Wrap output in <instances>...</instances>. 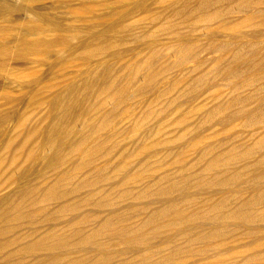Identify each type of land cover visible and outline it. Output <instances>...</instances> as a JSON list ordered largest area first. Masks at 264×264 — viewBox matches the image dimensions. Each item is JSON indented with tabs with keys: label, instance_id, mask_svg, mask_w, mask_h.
Returning a JSON list of instances; mask_svg holds the SVG:
<instances>
[{
	"label": "bare ground",
	"instance_id": "bare-ground-1",
	"mask_svg": "<svg viewBox=\"0 0 264 264\" xmlns=\"http://www.w3.org/2000/svg\"><path fill=\"white\" fill-rule=\"evenodd\" d=\"M149 1H136L128 8L104 1L98 6L108 12L96 19L111 20L112 30L136 27L150 12ZM189 1L182 0L183 7L174 14L190 21L193 31L229 28L235 32L258 17L264 23V0H239L226 10H211L207 0H198L187 10ZM8 11L18 13L21 8L0 4V12ZM84 11L93 14L94 9ZM230 13L243 18H226ZM32 15L18 30L19 36L11 26L0 27V40L16 45L2 46L0 56L24 61L33 55L46 61L59 45L63 47L59 64L69 66L79 60L86 70L80 71L79 82L65 83L51 94L47 116L28 133L26 129L21 142L15 144L13 136L6 141V150L12 153L0 160L2 264H27V254L33 256L28 264H264V146L256 141L237 146L223 139L205 144L207 137L220 135L216 131L206 136L205 129L214 125L216 114L231 109L232 102L209 109L206 103H196L199 92L192 87L185 100L176 95L161 104L178 84L162 89L165 72L170 66L182 68L198 60L202 50L178 39L182 57L170 65L154 40L147 55L139 53L128 62L125 51L108 54L125 42L123 38L88 32L73 45L70 30L61 23ZM159 27L171 31L170 25ZM149 36L143 33L136 40ZM28 37L35 38L27 42ZM212 49L232 52L237 63L244 61L238 46ZM111 59L123 63L117 67ZM248 67L254 70L244 76L241 90L264 80L260 65L249 61ZM238 72L237 65L228 66V75L236 77ZM248 113L245 108L237 111L245 118L243 125L257 132L264 125V109ZM239 119L221 121L222 132ZM149 121L155 125L148 126ZM27 143L34 144L29 151ZM193 148L197 149L191 152ZM36 162L40 164L35 170ZM14 172L35 175L45 185L22 187ZM4 186L13 190L5 193ZM25 224L34 229L18 234ZM29 236L33 238L27 245L22 241Z\"/></svg>",
	"mask_w": 264,
	"mask_h": 264
},
{
	"label": "rangeland",
	"instance_id": "rangeland-1",
	"mask_svg": "<svg viewBox=\"0 0 264 264\" xmlns=\"http://www.w3.org/2000/svg\"><path fill=\"white\" fill-rule=\"evenodd\" d=\"M104 1H109V2L116 1L115 3L125 4L127 5V7L126 6L123 7L128 8L129 5H131L130 7H132L133 3L141 0H131V1L130 0H125V1L122 0H0V4L7 3L10 6L13 7L17 6L21 8V11L18 13L8 11L7 14H3L2 12H0V27L7 29H11L13 27L11 30H16L15 36H19L20 32L23 30L22 24L26 21L28 22L29 20H31L33 16L32 14L34 15L38 14L40 16H44L46 19L57 21L61 23L63 28H66L67 30L69 29L70 31L67 32V34H69L72 37L71 44L73 45L80 39V37L84 38L85 36H87L86 34L88 32L92 34L106 33L109 37L115 36V37L123 38L125 42L120 47L109 50L108 54L110 56H114L115 54L114 52L116 51H123V52L125 51L127 52L128 56L125 58L124 61H128V62L129 61L133 62L130 59L134 58L135 60L138 57L139 53L141 54L143 53V56L147 55L148 51H150L151 49V45L153 44V41L155 40L157 47L160 48V50L163 48L161 54L163 56H166L165 60L167 61V63L172 65L182 57V54H180L179 52L181 46L177 41L178 39L186 41L192 45L194 44V47L200 48V51L202 50L201 52L202 54H200L201 55L200 58H198V60L195 59L192 61H188V64L186 62L182 68H176L170 66L171 68H169L165 72V76H166L165 81L161 83L160 87L162 89L163 87H169L172 84H174L176 81H178V84L172 91L170 92L168 91L161 104L166 102L169 99V97H173L176 95L177 96L181 95V99L185 100L186 96L184 94H186L187 90H189L192 87L193 89L197 90L196 92H199V95L197 97L198 101L196 99L197 101L196 103H200V102L206 103V106L209 109L210 108L212 109L214 107L217 108V106L219 105L220 107H222L227 102H232L233 106L231 107V109L226 110V112L222 111L218 113V116L217 114L215 115L216 117L214 119V125H213L216 126L214 127L215 129L213 128V126L209 127L208 129H205L206 131L204 132V134L206 136H209L216 131L220 132L219 133L220 135L218 137H209V138L207 137V141L205 144H209V145L215 144L218 139L220 140L223 139V141L224 140L225 142L228 141L231 144L237 146L252 144V142L254 144H256V142L261 143V145L264 146V125H261L260 128L257 130V132H253L252 128L245 127L243 125V121L245 120V118L237 114V111L241 108L243 109L245 108L247 113L253 112L258 108L264 109V102H263L264 92H262L264 91L263 90L264 80L253 86L247 88L244 87L242 90H241L242 86L238 87L239 84L242 82V80L245 77H247L250 74V72L254 70L248 67L249 61L250 62L254 61V63L260 65V67L264 70V64H263L264 63V49H263L264 23L262 22L263 20L262 17L256 18L253 21V23L247 26H243L239 31L234 32L229 28H223V29L214 28L211 29V31L208 30L200 33L197 31H193L191 29L190 21L186 22V18L183 15L179 16L177 14L176 15L174 14L175 10L181 9L183 7L184 4L183 2H181L182 0L166 1L165 3L156 2L158 4L154 3L155 2L154 0H151L148 2L150 12L148 14L142 15L141 17L142 20L140 21L138 26L136 27L134 26L123 30L119 29L118 27H115L114 30H112L111 27L114 24H112L111 20L99 21L98 19H96V17H101L108 12L107 8L98 6L99 3H102ZM207 1H210L212 4L211 10H218V9L226 10L227 8L236 6L235 4H237L239 0H224V1L207 0ZM197 4H198V0H190L188 4L189 7H187V10L188 9L192 10L193 7H195ZM89 7H92L94 9L93 14H89L84 11ZM166 7L169 9H167ZM7 18L9 19L7 20ZM226 18L239 19L243 17L242 14L238 15V13H230L229 15H227ZM145 24H147V27ZM163 25L165 26L170 25L171 31L167 29L166 31L165 29L161 30L159 26H163ZM10 26L11 28H9ZM173 27L175 29H178L177 33L173 32L172 30ZM18 30L20 32H18ZM143 33H149L150 36L147 37L145 40L138 42L136 40V36H139ZM169 34L171 37L169 36ZM45 36L49 38L50 34H45ZM34 38L35 37H28L27 42H31ZM214 40L217 42H215ZM9 41L10 40H8L7 42H3L0 40V48L5 45L11 48L16 47L14 43ZM250 41H252V43ZM220 45H225L227 47L238 46L242 50L241 53H243L242 58L244 61H240V63H237L233 61L232 52L218 53L212 49ZM60 53L63 54V47L58 45L51 49L50 58L49 60L46 61H41L36 56L33 57V55L27 56L26 60L24 61H19L16 59L13 61V59H4L2 56H0V154H1L0 160L3 159L7 160V158L11 156L10 155L12 153L11 150L10 151L6 150L5 147L7 143L6 141H8V139L11 136L15 137L16 139L15 144L19 143L23 140V135L26 129L28 133L33 126L42 123V121L48 114V108L46 106V102L48 98L51 96V94L55 93L57 90L62 88V86L65 83H77L80 81V71L81 70L84 71L86 70V68L85 67L83 68L79 60H76V62H74L69 66H63L62 63L59 64L57 62V59ZM64 55L66 56L65 59L68 60L67 53L65 54L64 52ZM71 61H75V60L73 59ZM110 61H112L113 63L115 62L114 64L117 67L123 63L121 60L111 59ZM234 65L235 66L237 65L239 70L238 72L239 76L236 75V77L230 76L227 73L228 66H234ZM241 72L243 75L241 74ZM254 73H259V72L258 70L255 69ZM189 81H191L192 84ZM235 86L238 87L239 89L234 90ZM254 89H257L256 93ZM231 91L232 93H229ZM249 93L250 94L255 93L254 97L253 96L250 97ZM6 96H8V98H6ZM248 96L252 101L249 100ZM241 101H243V103H241ZM139 111L141 110L139 109ZM7 116H9V118L6 119ZM246 116H250L249 113ZM236 118H240V119L236 120V122L233 123L231 127H227L228 131L225 132L224 130V132H222L221 124L219 125V123L223 120H230V119L232 120ZM242 118L244 119L243 121ZM53 121H54V117H52L50 123ZM154 125H155V121L151 123L149 121L148 126H154ZM261 134H263V136ZM255 138L257 139L259 138V139L257 140ZM205 139L206 138H204V140ZM201 145L202 143H200V146ZM33 146L34 144L30 145L27 143V151H29L30 148H32ZM197 148H193L191 152H193V150ZM194 162L195 161H193L192 163ZM39 164L40 163L36 162L35 165L33 166V169L34 168L35 170L38 169ZM14 173L17 175L16 176L17 178L22 179L21 186L22 187L27 186V189L33 187L34 185L37 186L45 185V183L41 182L39 178L35 177V175L27 174L28 176L26 177L19 172H14ZM5 176L7 177V174ZM3 180L4 178L1 179L0 182L3 183L4 182ZM5 189H6V191H4L5 193L11 192V190H13L12 188H8L4 186L3 190ZM77 227L78 225H74V228ZM33 229H34L33 227L25 224L19 228L17 233L26 234L28 231H31ZM73 229H68L69 231L67 229L64 230H67L65 232L70 233ZM34 235L36 234H33V236ZM33 236H29L26 240L22 242L25 244L27 243L28 245L32 241ZM16 248L20 249L21 246L18 245L16 246ZM42 254L45 257L44 253ZM14 258H16V256ZM32 258L33 256L31 254H27V264L32 260ZM0 264H2V261H0Z\"/></svg>",
	"mask_w": 264,
	"mask_h": 264
}]
</instances>
